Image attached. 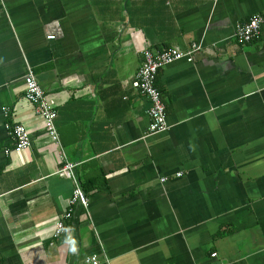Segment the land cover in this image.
<instances>
[{"label":"crops","instance_id":"obj_1","mask_svg":"<svg viewBox=\"0 0 264 264\" xmlns=\"http://www.w3.org/2000/svg\"><path fill=\"white\" fill-rule=\"evenodd\" d=\"M256 13L264 0H0V264H264V29L235 38ZM195 43L159 70L169 129L147 134L145 51ZM30 69L59 143L25 97ZM65 155L89 205L58 236Z\"/></svg>","mask_w":264,"mask_h":264},{"label":"built area","instance_id":"obj_2","mask_svg":"<svg viewBox=\"0 0 264 264\" xmlns=\"http://www.w3.org/2000/svg\"><path fill=\"white\" fill-rule=\"evenodd\" d=\"M263 29L264 14L256 13L245 23L237 27L235 38L241 44L249 43L257 38ZM48 38L53 39L54 36L51 35ZM200 48L201 46L195 43L188 51L181 50L179 47H171L169 49L157 51L156 53L149 50L145 51L144 61L132 80V86L147 95L150 101L148 114L151 118V122L146 131L147 134L161 133L169 129L166 105L163 102L161 91L157 87V75L159 70L162 67L170 65L183 58H186L189 62L193 61L194 54L199 51ZM25 85L26 99L34 105L36 113L44 120L45 126L47 127V131L51 138L56 141V143H59V133L55 125V119L57 117L55 100L46 94L31 69L26 76ZM4 110H7V108L4 107ZM10 128L12 129L14 137V149L21 151L31 145L30 132L24 124L17 123L10 126ZM63 159L64 165L60 169V172L62 175L71 178L74 181L75 189L73 197L70 201L71 207L56 223L55 234L58 236L66 230V223L64 219L72 216L71 208L76 204L83 205L86 208H88L89 205V198L83 190L75 172L77 163L71 162L66 155ZM180 175V172L177 173V176ZM167 178L168 177H162L161 182H165ZM213 255L215 256L216 253ZM86 264H99L98 256L94 255L87 259Z\"/></svg>","mask_w":264,"mask_h":264},{"label":"trees","instance_id":"obj_3","mask_svg":"<svg viewBox=\"0 0 264 264\" xmlns=\"http://www.w3.org/2000/svg\"><path fill=\"white\" fill-rule=\"evenodd\" d=\"M56 120V119H55ZM56 125V124H55Z\"/></svg>","mask_w":264,"mask_h":264}]
</instances>
